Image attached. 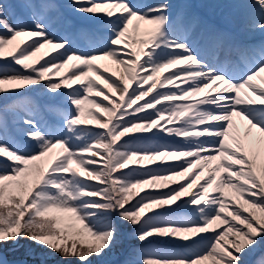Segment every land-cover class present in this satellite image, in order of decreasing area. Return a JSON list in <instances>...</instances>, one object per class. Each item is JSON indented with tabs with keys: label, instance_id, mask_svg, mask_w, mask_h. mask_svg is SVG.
<instances>
[{
	"label": "snow or ice",
	"instance_id": "snow-or-ice-1",
	"mask_svg": "<svg viewBox=\"0 0 264 264\" xmlns=\"http://www.w3.org/2000/svg\"><path fill=\"white\" fill-rule=\"evenodd\" d=\"M17 2L31 25L0 0V129L12 113L32 149L0 139V264L24 239L93 264L117 221L139 242L125 264H249L264 244V43L213 32L210 62L169 0H68L110 32L82 51L50 31V4ZM246 8L264 33V0ZM40 90L66 101L48 130L28 95Z\"/></svg>",
	"mask_w": 264,
	"mask_h": 264
},
{
	"label": "rangeland",
	"instance_id": "rangeland-1",
	"mask_svg": "<svg viewBox=\"0 0 264 264\" xmlns=\"http://www.w3.org/2000/svg\"><path fill=\"white\" fill-rule=\"evenodd\" d=\"M41 1H44L45 3H48L51 5V10L48 9L46 11L49 14L51 13L52 15L53 9H55V13L57 15L55 17V19H57L55 22L58 23L59 21H61V18H63L64 22L69 23V24H66L64 22H62V24L59 23V26H57V28H55V30H53L52 33L54 35L62 33L63 34L61 36L62 38L66 37L70 40L72 39L73 46L76 45L79 47L90 49L93 43L101 41V40H106L110 36V32L106 29V27L103 25L101 21L86 17L80 13L75 12L70 4H66L64 6H68L70 10H73V13L64 14L62 12L63 4L61 2L53 3L51 1H46V0H41ZM130 2L134 4L138 9L145 10V6L142 2L135 1V0H130ZM160 2L161 0L157 4H159ZM190 3H191V0H171L170 15L172 16L173 20H175L178 15H183L186 18L187 22L190 25L191 32L193 34L192 40L195 41L194 46L198 48V46L196 45L197 38L199 35L206 33V28L207 26H209V23L207 22L206 25H203L202 22L199 19H197L196 16H194V12L191 10ZM14 5L20 6L17 1L14 2ZM67 14H69V16H67ZM64 24H66L67 26H65ZM65 29L66 30L76 29V31H78V34L80 36V41L74 30L72 31L73 36H75L78 41H76V39L72 37V34L65 35V32H63ZM61 37H57V39H61ZM79 50L88 51V50H84L81 48ZM62 99H65V98L62 97L60 100ZM52 106H50V109L52 108ZM9 114L12 115V113L10 112ZM41 117L42 115H41V112L39 111L37 120L39 121ZM44 122H46V126L44 124H40L39 122V127L42 130H48L52 127L58 126V124L54 125L56 122H54V124L49 121H45V120ZM22 128L28 131V129H26L25 127H22ZM6 135H7L6 129L4 128L0 129V139H3L4 143L12 145L9 142V139L7 138ZM164 142L165 141L163 140L160 141V143H164ZM15 143L16 142H14V144ZM15 147L23 148L26 151H30L32 149V145L28 142L27 138L25 139V143L18 141ZM117 223H118V227L120 228L118 239H117L116 245L113 248V250L107 255L111 257L112 260L107 262L105 261L106 257L102 259H93V264H125L126 260H124V258H129L130 249H132L134 246L139 245V242L135 240L133 236L134 229L128 225H121L119 221H117ZM18 244L19 246H16V245L6 246L3 250H8L15 257H25V258L31 259V261H35L37 263L39 262L41 264H79V262L75 259H72L71 261L63 260L58 254L50 253L48 252L46 248L39 247L35 243H32L27 239L20 240ZM160 244L162 243H156L153 245V247L159 248ZM168 247H171V246L170 245L165 246V248H168ZM262 254H264V246L259 254V257ZM114 255L116 256L115 258H113Z\"/></svg>",
	"mask_w": 264,
	"mask_h": 264
},
{
	"label": "bare ground",
	"instance_id": "bare-ground-1",
	"mask_svg": "<svg viewBox=\"0 0 264 264\" xmlns=\"http://www.w3.org/2000/svg\"><path fill=\"white\" fill-rule=\"evenodd\" d=\"M221 12H224V11H221ZM246 13H247V17H248V11H246ZM222 23L224 24L225 28L227 29V32L229 34V37L230 38H233L234 36H233V33H232V28L235 27V25L233 24L232 20L230 18H228V17L225 16L224 19H223V21H222ZM246 33H248V34L251 33V36L254 34V33H252V31H247ZM255 33H256V36L261 34V32H255ZM240 63L243 64L242 62H240ZM257 82L261 83V81H259V80ZM262 247H263V244L261 245L260 250L262 249ZM253 256H250L249 257V260H251L253 258ZM115 257L116 256L114 255L113 258H115ZM3 259L6 262V264H36V263H32V262L31 263L24 262L22 260H12V261H9V260H7L8 257H5L4 255H3ZM111 260H112L111 257L106 256L105 261L109 262Z\"/></svg>",
	"mask_w": 264,
	"mask_h": 264
}]
</instances>
